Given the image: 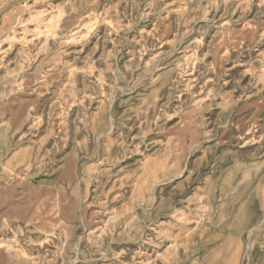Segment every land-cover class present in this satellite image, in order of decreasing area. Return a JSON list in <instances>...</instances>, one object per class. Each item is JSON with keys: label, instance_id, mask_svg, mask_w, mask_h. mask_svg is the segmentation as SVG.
I'll use <instances>...</instances> for the list:
<instances>
[{"label": "rangeland", "instance_id": "obj_1", "mask_svg": "<svg viewBox=\"0 0 264 264\" xmlns=\"http://www.w3.org/2000/svg\"><path fill=\"white\" fill-rule=\"evenodd\" d=\"M0 264H264V0H0Z\"/></svg>", "mask_w": 264, "mask_h": 264}]
</instances>
